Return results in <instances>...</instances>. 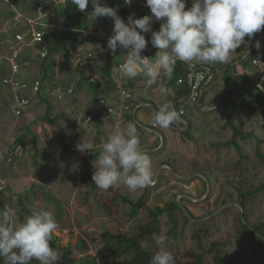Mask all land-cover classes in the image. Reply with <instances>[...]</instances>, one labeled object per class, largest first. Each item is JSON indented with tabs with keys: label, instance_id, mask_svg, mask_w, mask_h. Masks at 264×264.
Returning a JSON list of instances; mask_svg holds the SVG:
<instances>
[{
	"label": "rangeland",
	"instance_id": "obj_1",
	"mask_svg": "<svg viewBox=\"0 0 264 264\" xmlns=\"http://www.w3.org/2000/svg\"><path fill=\"white\" fill-rule=\"evenodd\" d=\"M245 52L246 45L242 44L230 54L228 63L209 64L220 70L223 66H231L235 61L242 60ZM60 55L64 63L62 72L66 77H62L57 67L53 68L57 57L53 56L47 64L49 70L53 69L48 72L39 94L35 97L36 111L31 121L15 123L16 131L19 130L32 138L31 131H34L38 139V154L34 155L33 149L31 150L30 139L26 147L25 141L20 139L19 135L10 137L11 129L6 127L4 130L5 124L1 127L0 123V137L3 136L0 149L4 144V147L7 146L9 140L6 139L9 137L24 143L18 161L11 166L12 176L6 178V188L0 190L4 196L3 209L15 208L17 222L30 215L33 209L43 207L51 211L58 222V228L53 235L57 238L59 246L67 248L73 258L90 255L97 264H112L114 260L110 253L120 248L115 235L120 232L134 235L139 225L149 221L150 210L156 207L164 208L175 201L182 208V211L176 212L177 236L169 237L166 243L167 249L174 256L175 264H186V259L181 257L184 252L200 253L204 264H213V255L210 252L212 244H219L221 255L230 261L264 264V190L257 191V187L264 183V158L257 156V144L254 139L239 142L244 155L242 162H238V154L232 147H211V144L224 143L230 139L231 130L224 125L230 114L233 124L241 126L244 133L252 131L253 135L262 141L258 152L264 155V116L255 108L254 102L251 103L253 108L242 107L240 104L236 109L221 106L204 114L205 116L200 114L202 116H199V122L202 128H199L198 132L188 130L186 137L180 131L174 130L170 134L169 149L180 152V161L171 157L170 153H163L158 157L162 140L159 141L154 134L146 133L147 138L140 137V144L141 149L151 159L154 183L136 192H129L120 184L107 191L97 188L93 192L81 170L87 151L82 154L75 145L83 140H91L98 146L107 138L104 132L106 128H100L96 121L89 125L79 122L78 115L81 113L85 118L90 110L88 105L84 107L82 102L77 103L78 100L74 96L80 92L76 91L70 97L65 95L62 102L51 94L57 89H62L64 93L70 88L76 75L74 63L66 61L64 54ZM236 70L239 72L238 67ZM261 73H264V63L255 69L253 80L255 81ZM207 91L208 88L205 92ZM40 95L52 104L51 118L63 114L64 117L74 120L72 128L66 131L69 152L62 151L58 139L59 133L65 128L64 122L59 120L50 125L42 120L46 110L39 101ZM243 97L251 102L247 95L239 99ZM159 105L161 106L160 103ZM147 111L140 110L138 116L148 113ZM146 125L150 127L149 123ZM159 144L161 145L157 148ZM149 149L153 151L149 153ZM93 151L99 153V148L94 147ZM161 164L165 167H160ZM241 194L245 196L242 197ZM118 195H127L134 201L141 200L142 204L134 217L128 216L130 207L120 203ZM18 196L23 199L25 212L20 211ZM241 203H244V207ZM243 215H246V224L251 229H262V241L253 244L249 241V235L242 228V223H245ZM170 227L166 214L162 215L160 235L167 233ZM156 237L151 242H143V248L154 253L158 251ZM33 263L38 264V261Z\"/></svg>",
	"mask_w": 264,
	"mask_h": 264
},
{
	"label": "clouds",
	"instance_id": "obj_2",
	"mask_svg": "<svg viewBox=\"0 0 264 264\" xmlns=\"http://www.w3.org/2000/svg\"><path fill=\"white\" fill-rule=\"evenodd\" d=\"M80 12H85L89 0H71ZM94 20L108 17L114 22L113 34L107 40V49L115 53L117 48L127 49L126 59L119 66V73L127 79L143 77L146 86L156 84L161 77L171 79L177 61L228 63L230 54L252 40L264 30V0H193L185 10L186 0H146L151 15L127 22L117 15V9L91 0ZM162 21L158 31H152L151 22ZM151 31L150 43L158 49L155 56H142L149 41L145 35ZM260 42L254 47L259 49ZM161 90L164 91L163 87ZM181 120V113L171 102L163 103L153 113V127L168 129ZM82 154L99 153L92 161V181L98 189L107 191L118 184L129 192H136L154 183L149 155L141 149L137 126L129 122L112 125L107 138L96 146L89 140L75 145ZM58 228L53 213L45 208L33 209L31 214L17 222V210L6 207L0 210V259L4 264H58L62 253L50 242ZM169 238L156 237V251L150 264H175L167 249Z\"/></svg>",
	"mask_w": 264,
	"mask_h": 264
},
{
	"label": "crops",
	"instance_id": "obj_3",
	"mask_svg": "<svg viewBox=\"0 0 264 264\" xmlns=\"http://www.w3.org/2000/svg\"><path fill=\"white\" fill-rule=\"evenodd\" d=\"M36 1H38V0H30L28 2L17 1L18 5L16 6V8L20 12L25 14V16H28L30 18H35L36 12L34 10V5H35ZM133 1H136V0H133ZM139 1H142L146 4V0H139ZM192 3H193V0H186L185 10L190 8ZM104 5L111 7V5L109 3H104ZM150 13H151L150 9H148V8L135 6V9L133 10V13L131 15L134 18H139V17L145 16V15H148ZM117 15L119 17H121L123 20H125V22H127V19H125V17L123 16L122 12L120 11V8H118V10H117ZM12 17H13V15L8 11V8L0 3V120H1L0 123L2 124L1 127L4 126L3 123L5 124L4 130L6 129V127L11 129L10 134H9L10 137H12V135H19L20 139H23L25 141L26 147H27V141L30 139V148H31V150L33 149L32 151H33L34 155H36V154H38L39 149H38V139L36 138L34 131L33 130L31 131L32 136H33V138H32L28 134L20 132L19 130L16 131L15 130L16 129L15 123H19V122L25 123L26 121H28V122L31 121V117L36 111L35 105L37 104V99H35V97L38 94L36 96H33V94H31L30 92L25 94L26 97H28L30 100V106L28 108L24 109L20 116H16L15 115V110H16L15 95L8 87H6L2 84V79L5 77L13 78V79L18 78L19 80H22L25 82L26 81L30 82V81H33L35 79H40L41 80V86H42L44 84L43 80L48 75V72L50 70H52L54 67H57L58 70L61 71L63 78L66 77L65 73L62 72V66L64 63H63L62 56L60 54H55L53 56H57V57L53 63L54 66L52 69L49 70L47 64H48V62H50V60L53 58V56L48 58L49 61L48 60L43 61V62L40 61L39 55H38L40 47L38 45H35V44L33 45L29 42V39L27 38L26 33H25V28L23 26H20V25L15 26L13 21H12ZM52 19L53 18H51L49 16V18H47V21H50ZM160 23H162V21H160ZM101 25H102V28L104 29V31L106 33L113 34V27L114 26L110 27V26L106 25L105 20L101 21ZM157 28L160 29V25ZM18 33L25 35V40L22 44H17L14 41V36ZM256 35L264 36L262 33L261 34L256 33ZM244 44L246 45L245 54L247 55L249 53V47L246 44V41ZM18 45H22V51L20 53L19 60H18L20 66H21V70H20L19 75L15 77V76H11V74H10L9 65H8L7 60L9 58V56L11 55V52ZM252 46L254 48V44H252ZM117 60H119V59H116V61ZM66 61L70 62V60H68V59ZM260 61H261L260 64L264 63V56L263 55H262ZM193 62H195V61H193ZM239 62L240 61H235L231 66L230 65L223 66V67H221L220 70H216L209 63H205V64L199 63L200 65L208 66L213 72L212 80L206 87V89L208 88L207 92H209V93L205 92L206 89L204 90L203 96H202V99H201L199 105H195V106L186 105V116L184 117V119H182L181 121H179L175 125L170 126L168 129H162L158 126L155 129H152L151 126L153 124L152 123L153 111H152V109L147 108L145 106H141L140 108L135 110L134 116H130L128 114V112H126V111L122 112V108L118 104L117 96L115 94H113L112 97L109 99V101L113 102V104H114L115 115L112 119H108L105 111L98 105L97 99L95 102L92 101L93 100L92 93L90 92V90L87 87V85L89 84L87 82V79H86L87 75L85 73H81L78 70H76L74 65H73V68H74L76 75L72 81V85L70 86V88H68L64 93L61 91L62 89H57L56 91H53V93H51V94L54 95L56 100L58 99L59 101L62 102V101H64L63 98L65 97V95H69L67 97H70V96L74 95V93H76V91L80 92L79 94L76 93V95L74 97L77 98V100H78L77 103L82 102L84 104V107H86L87 105L90 107L89 108L90 110L87 113V116L92 115V120L90 122L86 123V121H85L86 117L84 118V115H81V113H80L78 115L79 122H81V123L83 122L85 125H89L92 121H96L97 125L100 128H102V127L106 128L104 132L107 135H108L109 131L111 130V127L114 123L119 122L121 124V126H125L129 122H132L137 126L139 139L147 138L146 137L147 136L146 133H147L150 135L154 134L158 138L159 141H160V139L162 140V146L160 147L161 153L159 155L157 154L158 157L160 155H162L163 153H166V154L170 153L171 157L180 161L181 157H182L181 154H178L180 152L172 151L169 149L170 148V145H169L170 136H171L170 134L173 133L174 130L180 131L181 134L188 133L189 131L194 132V130H196L198 132L199 128H202V127H200L199 116H202V115L205 116L204 114L210 113L211 111H214L221 106H226L227 108L230 106L231 109H234V108L236 109L237 107H239V104H240L242 99H239L238 93L235 94L236 91L234 92V94L230 98H227L228 93L233 90L234 86L236 84L238 86L240 85V81L238 80V78L241 77V75H243V67H241L238 64ZM196 63H198V62H196ZM232 66H234V67L232 70H230V68ZM237 67L239 68V72H237V70H236ZM259 67H261V65ZM259 67H251L250 66V70H251L252 75H251V77H245V78L253 82L254 81L253 79H255V76H254L255 68H259ZM226 68H228L229 76H231V77H227V74H225ZM233 71H235V73ZM262 75H264V73L260 74V76H262ZM260 76H258L257 79L254 81L255 86H256ZM124 80H125L126 85H128L130 87V89L134 92L136 101L139 103L149 104L150 106H152L155 109V111L159 110L160 105L158 106V103H160L162 105L163 103L171 102L174 105V102H177L175 100V86H177V84H176L175 79L173 77H171V79L161 77L158 79L157 83L152 85L151 87L146 86V82H145V79L143 77H137L135 79L125 78ZM83 82L85 83V86H83ZM104 85L106 86V88L101 86V88H102L101 90H103V91L98 97L104 95V93L111 90L110 82L108 80L106 81V84H104ZM161 87H163L164 91L161 90ZM69 89L73 90L71 94L68 93ZM226 89H229V91L226 92L225 91ZM83 90H85V91L83 92ZM261 91L264 95V84L262 85ZM42 100H45V99L43 98L42 95H40L39 101L43 104L42 106L45 107V110H46V106L42 102ZM232 101L234 103L233 105H231ZM142 109H147L148 113H144V115L141 113L142 115L138 116V112ZM191 112H192V114H191ZM200 114H202V115H200ZM58 115L63 116V114H58ZM137 116L139 117V119L137 118ZM228 117H231L230 114L228 115ZM228 117L226 118L224 125H226V121H227ZM64 118L69 120V122L71 123V128H72V124L74 123L73 122L74 120H72V118H70V117L69 118L64 117ZM60 120L63 121V119H60ZM188 121L190 122L189 131H188V123H187ZM145 123L146 124L149 123L150 127L148 125H146ZM64 124H65V122H64ZM65 126H66V124H65ZM148 129H150V130H148ZM72 131H73V129H72ZM231 136H232V131H231ZM2 137L3 136L0 137V145H3V143L1 142ZM10 137L8 139H6V141L9 140L8 144L5 141L7 146L4 147L5 146V144H4L3 148L0 149V155L4 154L7 150H9L11 147H13L14 145H16L18 143L22 144V149L17 154V156L15 157V160L11 164L6 163L5 161H0V181L1 180L6 181L7 180L6 178H9L12 176V173L10 171H13V168H11V166L18 161V158L21 155L22 150H23V146H24L23 142H21L17 139H14V138H10ZM167 137L169 139H167ZM34 139H36V141H37V149L36 150L33 148V140ZM168 140H169V142H168ZM149 142L150 141L148 139V143ZM180 142H181V144H184L183 141H180ZM9 145H13V146L9 147ZM160 145L161 144L157 145V148ZM140 146L142 148L141 144H140ZM150 148H152V147H150ZM152 151H153L152 149H149L148 152L151 153ZM189 155H192V154H189ZM160 167H165V165L161 164Z\"/></svg>",
	"mask_w": 264,
	"mask_h": 264
},
{
	"label": "built area",
	"instance_id": "obj_4",
	"mask_svg": "<svg viewBox=\"0 0 264 264\" xmlns=\"http://www.w3.org/2000/svg\"><path fill=\"white\" fill-rule=\"evenodd\" d=\"M28 2L30 0H0V3L8 8V11L13 15L12 21L15 26H23L29 42L31 44L38 45L39 59L45 61L49 55L48 45L50 44V38L56 33H73L75 39L72 45H70L64 56L74 63V67L81 73L87 75L86 79L89 84L100 83L104 88L106 81L110 82L111 90L104 93V95L98 97V105L105 111L107 118L112 119L115 115V109L113 102L109 101L113 94L117 96V101L122 112L126 111L130 116H134L135 110L141 106L152 109L153 113L155 109L147 103H139L136 101L134 92L125 83V78L119 73V66L124 63L126 59L127 49L117 48L115 53H112L107 49V40L112 34H108L104 31L101 25V21L105 20L106 25L112 27L114 22L111 18L102 17L94 20L89 16V13L93 10L91 0H89L88 9L86 11L87 22L79 29H67L64 27V16L61 11L66 5L67 0H38L34 5L36 12L35 18L25 16L20 12L15 3ZM119 0H101V3H109L111 7L118 10ZM124 5L129 8L131 14L135 9V6L148 8L147 5L139 0H124ZM149 9V8H148ZM148 15H151L148 14ZM53 18L47 21V18ZM143 17V16H142ZM139 17V18H142ZM160 21L155 19L151 22L152 31H158L157 28L160 25ZM145 35L146 40L149 41L146 49L141 53L142 56L154 57L158 49L154 48L150 43L151 31L148 33H142ZM25 40V35L18 33L14 36V41L17 44H22ZM245 41L255 44L256 41L260 42V48H253L256 51L255 56L243 67L244 77H251V67H259L261 57L264 51V36L256 35L250 41L245 37ZM22 51V45H18L8 58V65L11 76H18L21 70V66L18 62L20 53ZM252 51V52H253ZM250 55V54H249ZM248 56H244L243 61L246 62L249 59ZM116 59H119L116 61ZM186 69L185 79L178 77L174 78L177 86L181 85L186 80L188 84V94L185 98L176 100L174 107L181 113V120L186 116V105H199L203 96V92L207 85L211 82L213 77L212 70L206 65H200L199 63L192 62L191 66L188 63L177 61ZM2 84L8 87L15 95L16 110L15 115L20 116L22 111L30 106V100L25 94L30 92L33 96H36L40 92L41 80L35 79L30 82L5 77L2 79ZM264 84V75L259 77L256 87L261 90ZM72 89L68 90V93H72ZM226 92L229 89L225 90ZM92 120V115H88L85 118L86 123ZM180 120V121H181ZM155 129L156 127H153ZM150 130V129H148ZM22 144L18 143L7 150L4 154L0 155V161H5L11 164L17 154L21 151ZM7 182L5 180L0 181V190L5 189Z\"/></svg>",
	"mask_w": 264,
	"mask_h": 264
},
{
	"label": "trees",
	"instance_id": "obj_5",
	"mask_svg": "<svg viewBox=\"0 0 264 264\" xmlns=\"http://www.w3.org/2000/svg\"><path fill=\"white\" fill-rule=\"evenodd\" d=\"M118 7L120 8V11L122 12L125 19H128V17L131 15V12L129 11V8L124 5V0H119ZM88 7L86 8L85 12H80L78 9H76L75 5L71 4V0H67L66 5L62 8V15L64 16V27L67 29H79L82 28L86 22V11ZM263 34L264 30L258 32L257 34ZM75 39V35L73 33H56L50 38V44L48 45V57L45 61L48 60V58L52 57L55 54H65L67 48L73 44ZM256 51H253L249 55V59L246 62H242L239 65L241 67H244L247 65V63L255 56ZM264 56V51H263ZM257 69V68H255ZM235 73V71H233ZM186 69L182 64L176 63L174 72L172 77L178 78L181 77L185 79ZM225 74L229 75L228 68L225 69ZM243 79V84L238 92V96L241 97L243 95H247L251 98V102H248V100H245L244 97L241 100L240 104L242 107L246 108H253V103L255 104V108L264 116V95L261 90H259L255 83L252 81L246 79L243 75H241ZM165 81V80H164ZM166 85V84H165ZM101 84H88L87 87L92 93L93 100L96 101L98 99V96L102 93L103 90H101ZM238 85L236 84L231 92L228 93V97L230 98L234 92L236 91ZM188 84L186 83V80L183 81V83L179 86H175V100L183 99L188 94ZM236 99V98H235ZM42 102L46 106L45 115L42 117V120L50 125H54L56 122H58L60 119H63L66 126L65 128L59 133V142L60 146L62 148V151H68L69 149L66 145V139L67 134L66 131L71 128V123L68 119L64 118L61 115H56L53 118H51V112H52V105L46 101L42 100ZM233 101L231 102V105H233ZM188 130L190 128V122L188 121ZM226 125L231 129L232 136L231 138L224 142V143H215L211 144L212 148H234L236 153L238 154V162H242L244 160V155L242 153V149L239 145V142L247 141L248 139H254L257 144L256 148V154L260 158H264V155L258 152V146L262 143L260 139L255 137L253 135V132L244 133L241 126H236L232 123L231 117H228L226 121ZM183 135L186 137L187 133H183ZM33 148L37 149V141L36 139L33 140ZM98 155V152H86V159L83 162L81 166V170L84 173L85 180L88 182L91 190L94 192L97 187L92 181V174H93V167H92V161L95 159V157ZM264 190V183L259 185L257 187V191ZM251 193V192H248ZM242 197L245 196V194H241ZM120 203L128 205L130 207V212L128 216L130 218L134 217L139 207L141 206L142 202L140 199L134 201L127 195H118L117 196ZM3 199L4 196L2 193H0V209H3ZM17 202L19 204V208L21 212H25V206L23 204V199L21 196H18ZM242 207H244V203H241ZM182 211V208L177 202H171L167 204L164 208L156 207L153 210H150L149 215V221L145 224L139 225L137 232L134 235H128L126 233L120 232L115 235V238L120 245V248L116 251H112L110 253V257L114 260L112 264H150V260L154 252L148 251L146 248H143L142 243L143 242H151L155 236L160 235L161 228H160V217L164 214H166L168 222L170 223L171 227L167 233L164 235H167V237H173L176 238L177 236V230H178V222L176 219V212ZM245 223H242L243 230L249 235V241L253 244L257 241H262L260 236L262 235V229L260 228H253L251 229L247 224V218L246 215H243ZM51 246L62 253V256L58 262V264H97L94 259L90 255H85L82 258H73L71 253L68 251L67 248L61 247L57 243V238L52 235V240L50 242ZM84 245V244H83ZM218 247V248H217ZM220 245L219 244H212L210 248V252H212V263L213 264H242V263H236L233 261L228 260L227 258L223 257L220 253ZM87 249L86 247H84ZM181 257L186 259V264H204L203 257L200 253H194V252H184L181 254ZM35 261V260H33ZM33 261L30 262V264H34ZM0 264H4L3 259H0Z\"/></svg>",
	"mask_w": 264,
	"mask_h": 264
},
{
	"label": "water",
	"instance_id": "obj_6",
	"mask_svg": "<svg viewBox=\"0 0 264 264\" xmlns=\"http://www.w3.org/2000/svg\"><path fill=\"white\" fill-rule=\"evenodd\" d=\"M246 44H247L248 47H249V53L246 55V56H248L249 54L252 53V51H253V46H252L251 43H249V42H247V41H246ZM243 59H244V58H243ZM243 59L240 60V62L243 61ZM233 67H234V66H232V67L230 68V70H232ZM230 72H231V71H230ZM238 80L240 81V85L238 86V88H237L235 94H237V93L239 92V90H240V88H241V85H242V83H243V79H242L241 77H239Z\"/></svg>",
	"mask_w": 264,
	"mask_h": 264
}]
</instances>
